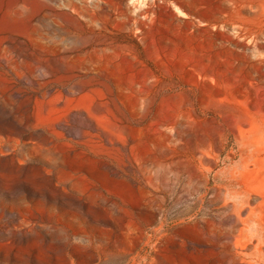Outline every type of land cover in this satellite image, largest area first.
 <instances>
[{
  "label": "rangeland",
  "instance_id": "1",
  "mask_svg": "<svg viewBox=\"0 0 264 264\" xmlns=\"http://www.w3.org/2000/svg\"><path fill=\"white\" fill-rule=\"evenodd\" d=\"M263 135L264 0H0V264H241Z\"/></svg>",
  "mask_w": 264,
  "mask_h": 264
},
{
  "label": "crops",
  "instance_id": "2",
  "mask_svg": "<svg viewBox=\"0 0 264 264\" xmlns=\"http://www.w3.org/2000/svg\"><path fill=\"white\" fill-rule=\"evenodd\" d=\"M264 137V135H263ZM258 150H263L261 159L264 161V138L257 139ZM254 152V151H252ZM256 220V219H255ZM257 225L259 227V220ZM244 243L247 244L245 250L240 252L239 260L241 264H264V232L256 231L254 234L246 233L244 236Z\"/></svg>",
  "mask_w": 264,
  "mask_h": 264
}]
</instances>
